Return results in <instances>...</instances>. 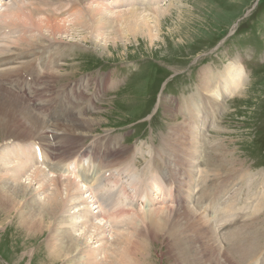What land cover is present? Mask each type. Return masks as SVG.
<instances>
[{"label": "rangeland", "instance_id": "rangeland-1", "mask_svg": "<svg viewBox=\"0 0 264 264\" xmlns=\"http://www.w3.org/2000/svg\"><path fill=\"white\" fill-rule=\"evenodd\" d=\"M46 3L50 4V12L57 6H69L67 0ZM157 3L167 13L160 17L159 31H152V40L145 32L126 33L124 26L108 28L111 23L108 22L100 27L102 30L92 32L88 27L72 26L52 40L47 36L42 38V48L20 52L21 46L16 41L29 30L0 28V64L7 59L17 63L0 65V73L14 68L19 71L8 75L9 84L1 80L2 85L28 100L30 111L42 121L94 119L85 137L57 134L58 145L56 140L20 143L10 139L3 144L17 147L28 144L50 159L58 155V150L60 153L66 141H80L83 150L91 154L86 159L103 166L102 172L108 171L106 180L95 187H105L113 194L114 204L133 202L141 212L151 207L180 209L173 202L174 187H189L194 197L181 208L187 207L197 216L210 220L216 249L222 251L231 228L247 221L264 192V0H157ZM20 4L19 0H1L0 17ZM177 4L185 8L176 12ZM54 13L59 14L56 9ZM59 16L57 20H67L69 27L73 17L69 18V13ZM57 47H61L63 58L56 60L51 71L59 69L61 78L49 79L47 83L49 80L40 76L45 69L43 61ZM27 61L32 63V71L25 68ZM228 66L233 67L238 77L242 74L244 86L235 95L232 91L221 93L217 103L212 99L211 105L204 101L207 104L200 109L194 125L184 121V111L178 110L179 106L185 99L193 100L196 91L205 95L200 88L202 71L211 80L210 72L215 74ZM167 135L172 138L170 144L182 146L186 158L182 155L184 159H178L174 155L178 152H171L169 147L162 149V140ZM220 144L233 156L235 178L225 177L226 171L214 167L216 155L223 149ZM187 145L192 146L191 153L197 150V154L188 158ZM116 152L124 154L122 164L113 165ZM222 186L229 187L227 193L219 189L218 199L201 200L205 188ZM152 189L153 194L162 195L152 198ZM231 194L236 205L235 212L228 214L227 223L211 218ZM135 195L138 197L133 201ZM151 199H161L162 204L155 205ZM261 206L264 214V201ZM174 217L170 221L175 222ZM13 218L5 219L0 211V264H48L43 247H47L50 236L55 234L47 236L48 231H44L30 244L31 238L25 239L21 231L8 224L17 222ZM127 218L130 219L124 217V220ZM140 226L144 231L136 242V251L144 259L138 264H177L175 257L184 260V264L221 262L216 254L205 251L204 245L191 241L169 254L166 240L150 234L144 224ZM262 260L259 254L247 264H262ZM54 264H70V261L63 258Z\"/></svg>", "mask_w": 264, "mask_h": 264}, {"label": "bare ground", "instance_id": "bare-ground-1", "mask_svg": "<svg viewBox=\"0 0 264 264\" xmlns=\"http://www.w3.org/2000/svg\"><path fill=\"white\" fill-rule=\"evenodd\" d=\"M19 1L20 5L1 15L0 24L2 25L0 28L7 30L15 27L29 30L16 41L17 46H21V49L18 48L20 52H33L36 48H42L41 46H44L41 45L42 38L47 36L52 40L58 34L63 33L64 35L65 31L72 26L76 28L88 27L92 32L93 30H102L100 27L108 22H111L108 28L115 29L118 25L124 26L126 33L141 32L144 34L145 32L152 40V31H159L160 17L167 13L165 7L156 6L157 0H67L68 8L57 6L55 9L59 13L58 16L69 13V18L73 17L72 25L70 24L68 27L67 20H57L55 9L53 12L49 11L50 4L46 2L53 0ZM183 8L185 7L177 4L176 12L182 11ZM62 9H67V11ZM8 18L10 21L6 22L5 19ZM152 19H154L153 22ZM60 48L54 49L53 54L43 61L45 69L40 76L46 80L55 79L58 81L57 79L61 78V76L59 78L61 72L59 69L55 72L51 71L56 66L54 64L56 60L62 61ZM1 62H4V66L5 63L17 64L10 59L1 60ZM31 64L30 61L25 64V68L29 71H32ZM57 68H61V66ZM232 68V66H228L226 69L224 68V71L215 74L210 72L211 80L209 77L206 78L205 72L202 71L200 88L205 91V95L196 91V96L192 97L193 100L185 99L184 103L179 106L178 110L184 111V121L188 122L189 120L194 125L200 109H204L207 103L211 105V99L217 103V97L227 91H232V95H235L244 86L242 74L238 77ZM18 72V69L14 68L0 73V211L5 219L14 216L13 219L17 222L10 221L8 224L21 231L25 239L31 238L30 244H33L30 241L35 240L36 236L43 235L44 231H48L47 236L55 234V236H50L51 239L47 247H43L46 254L45 262L54 264L63 258H68L70 264H138L144 259V256L137 254L136 242L139 241L144 231L140 224H144L145 230L150 234L160 235L163 240H166L169 254L175 253L174 250H180V246L191 241L204 245L205 251L220 257L221 262H216L219 264H247L259 254L262 255V264H264V249L262 248L264 244V214L261 206L264 201V192L254 212L249 213L247 221L231 228L228 236L224 238L225 248L218 251L211 236V226L208 222L210 220L201 215L197 216L187 207L181 208L184 203L187 204L194 197L193 189L189 187H174L173 202L176 205L178 203L180 209L151 207L145 212L140 210L139 212L133 202L122 206L116 205L114 204L115 196L105 187H95L109 176L107 175L108 171L102 172L103 166L94 165L89 158L86 159L90 152L83 150L79 144L80 141H66L63 144L64 147L60 149V153L58 150V155L50 156V159L43 155L38 148V150H34L28 144L18 145V147L3 144L9 139L20 143L33 140L38 143L56 140L54 141L56 144L59 138L57 134L70 133L85 137L84 135H88L87 131L94 124V119L62 123H49V120L39 119L30 111L28 100L26 102L25 99L14 94L1 83V80H5L4 83L9 84L8 75ZM47 83H50V80ZM171 139V136L167 135L162 140V149L169 147L171 152H178L174 154L178 159L186 158L184 152L183 154L181 152L182 146L170 144ZM224 148L225 146L216 155L214 167L226 171L228 174L225 177L235 178L236 174L234 176L233 173L237 170L233 169V156H229ZM185 149L188 158L197 154V150L191 153L193 151L191 145L185 146ZM216 150L218 151V148ZM230 154L232 153L230 152ZM124 157V154L116 152L113 156V165L122 164ZM227 158L229 159L227 160ZM32 185L37 189L34 190ZM219 189L226 192L225 190H229V187H213L212 190L205 188L201 193L203 195L201 200L218 199L217 197L221 195L217 192ZM152 190V198H155L154 196L159 198L162 195L161 192H159L161 195H157V192L153 194L155 191ZM232 196L231 194L230 199L221 205L216 214L210 217L227 223L228 214L235 212L236 201ZM137 197L135 195L133 201ZM150 202L155 205L162 204L161 199L156 201L151 199ZM70 211H72L71 214ZM124 217H130V219L127 218V221L124 220ZM173 217L176 219L175 222L170 221ZM179 222L182 224L179 225ZM191 236L194 238L191 239ZM90 244L97 246L90 248ZM175 258L177 264H184V260Z\"/></svg>", "mask_w": 264, "mask_h": 264}]
</instances>
